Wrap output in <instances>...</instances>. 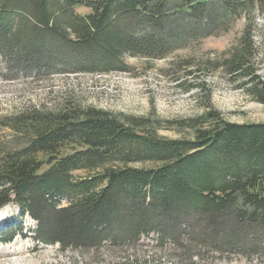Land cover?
Segmentation results:
<instances>
[{
  "label": "trees",
  "instance_id": "trees-1",
  "mask_svg": "<svg viewBox=\"0 0 264 264\" xmlns=\"http://www.w3.org/2000/svg\"><path fill=\"white\" fill-rule=\"evenodd\" d=\"M256 14L264 17V0H0V55L11 71L124 72L127 57L167 59L246 19L227 66L254 82ZM35 115L12 123L24 147L0 145V213L14 204L33 219L38 245L98 250L156 235L161 247L264 257V123L209 110L192 139L172 140L93 109ZM22 232L0 229L4 243Z\"/></svg>",
  "mask_w": 264,
  "mask_h": 264
},
{
  "label": "rangeland",
  "instance_id": "rangeland-1",
  "mask_svg": "<svg viewBox=\"0 0 264 264\" xmlns=\"http://www.w3.org/2000/svg\"><path fill=\"white\" fill-rule=\"evenodd\" d=\"M246 25V19H242L229 32L188 44L167 59L127 57L124 72L64 73L54 68L38 73L27 67L11 71L0 55V145L10 150L24 147L26 136L16 132L12 123L18 119L31 121L35 113L46 119L50 115H83L93 109L110 114L137 132H156L172 140L192 139L191 126L209 110L217 111L230 123H264V104L260 102L264 97L261 14H256L251 29L254 47L248 57L253 66L250 71L260 80L252 82V76L245 78L241 71L233 73L227 66L247 37ZM186 63L191 64L192 74L187 75ZM256 84L260 87L254 90ZM7 224L23 232L11 243H4L0 235V264H264L262 256L222 255L190 245L161 247L156 235L143 237L137 245H107L98 250L38 245L33 239L37 223L29 216L21 218L14 204L0 213V229Z\"/></svg>",
  "mask_w": 264,
  "mask_h": 264
},
{
  "label": "bare ground",
  "instance_id": "bare-ground-1",
  "mask_svg": "<svg viewBox=\"0 0 264 264\" xmlns=\"http://www.w3.org/2000/svg\"><path fill=\"white\" fill-rule=\"evenodd\" d=\"M4 219V216H3V214H1V220H3ZM39 226V225H38ZM33 251H36V248H33L32 249ZM4 257V256H3Z\"/></svg>",
  "mask_w": 264,
  "mask_h": 264
}]
</instances>
